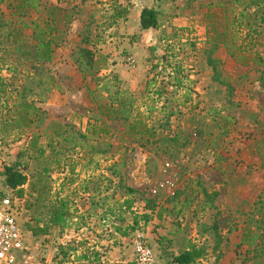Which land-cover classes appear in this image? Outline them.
<instances>
[{
	"label": "rangeland",
	"instance_id": "rangeland-1",
	"mask_svg": "<svg viewBox=\"0 0 264 264\" xmlns=\"http://www.w3.org/2000/svg\"><path fill=\"white\" fill-rule=\"evenodd\" d=\"M166 1L171 13L159 11L160 27L147 31L138 28L137 15L127 29L130 7L115 8L113 0L65 3L72 22L51 64L17 55L9 33L32 32L22 29L26 17L15 9L18 2L0 5V76L9 84L0 97V195L18 197L5 186V167L27 175L26 240L28 225L40 219L43 226L50 206L65 199L77 217L67 229L82 228L81 243L114 237L117 248L134 246V264L140 244L153 250L155 264H175V255L193 247L204 251L195 264H264V0L260 6L254 0ZM50 5L57 0H47L31 18L43 20ZM85 38L99 60V73L88 78L75 62ZM225 42L246 55V65L228 54ZM256 55L262 63L254 62ZM107 82L154 129L151 144L128 136L124 121L99 114L90 92ZM19 103L35 104L40 116ZM127 199L134 204L122 227L133 226L134 216L151 219H139L125 238L114 234L121 222L106 212ZM78 210L91 214L79 217ZM245 236L250 245L242 244ZM56 248L36 247L35 264H62ZM94 254L101 263V252Z\"/></svg>",
	"mask_w": 264,
	"mask_h": 264
},
{
	"label": "trees",
	"instance_id": "trees-1",
	"mask_svg": "<svg viewBox=\"0 0 264 264\" xmlns=\"http://www.w3.org/2000/svg\"><path fill=\"white\" fill-rule=\"evenodd\" d=\"M18 4L15 6V9L19 15L26 17V21H23L22 29L31 30L30 36H25L20 31H11L7 39H14L12 42L15 45V50L17 55L22 56L27 62H32L35 64H51L54 60L55 52L60 48L65 41V37L69 31V25L72 22V13L62 8V6L67 3L70 5L77 0H57V5H50L46 7V15L41 20L40 18L32 19L31 15L33 13L39 14L40 9L43 5L46 4L47 0H15ZM88 1L94 0H81V3H86ZM5 0H0V5L4 4ZM254 5L260 6L259 0H254ZM232 12V10H231ZM233 13V12H232ZM228 14H226L227 16ZM228 17V16H227ZM226 17V18H227ZM160 14L149 8H145L141 13L140 26L143 31L155 30L160 27ZM246 15L241 14L240 19H245ZM234 23V21H233ZM231 23V25L233 24ZM7 25V23H5ZM2 24H0V28ZM229 25L227 26V29ZM90 41L85 38L83 40V47L78 49L75 53V62L84 78L98 74V65L99 60L94 50L88 48ZM29 45L28 49L25 47ZM228 54L235 59L238 63L246 65L248 58L240 49L235 45H230L228 42L224 43ZM240 52V54H239ZM255 63H262L261 58L256 55ZM16 69H9L10 73H16ZM100 79H98L99 81ZM99 87V85H97ZM9 87L8 83H5V80L0 76V97L3 98L6 96V89ZM109 83H105L100 87L99 90L90 92V95L93 98V101L96 103L99 114L106 118L107 121H124L127 123V134L130 137L135 138L137 141L141 142V145L146 147L151 144V140L156 138L155 131L152 127H149L139 115L133 116L132 110L130 107L133 106L131 103L130 106H127L126 100L121 97L122 91L118 90L115 93L117 97H114L111 91ZM103 93L109 94L107 100L104 99ZM113 97V98H112ZM112 98V99H111ZM22 110H25L28 115L31 117L38 116L40 110L35 106V104L29 103H19ZM130 108V110L128 109ZM40 116V115H39ZM39 121L43 123V119ZM60 137V134H57ZM158 141H153L152 145L157 144ZM5 177V186L15 191L18 197L22 200L24 196V187L28 184L29 179L27 175L17 170L15 166L5 167V171L2 174ZM130 194L135 193L134 190H129ZM134 202L132 200H125L123 203L121 201H116L114 208L109 209L106 212V215L112 218H115L117 221L121 222L119 227H115V231L120 234L122 237H127L129 233L135 232L139 226V219L143 220L146 224L150 221L151 217L147 214L141 216L140 218L134 216L133 226H128L127 228L122 227L125 220L122 215L125 212H131ZM149 204V202H148ZM149 209H153L150 208ZM126 210V211H124ZM72 211L70 202L65 199L56 200L51 206L45 219L43 226H40V219H36V225H28V231L33 234V236H47L50 234V230L54 228H60L61 231H64L69 226V222L73 219L74 213ZM217 225L215 224V229ZM243 245H250L246 241V236L242 242ZM63 256L62 262H68L69 253L62 249L61 254L56 256V260L59 256ZM204 255L203 250H198L192 248V250H187L182 252L179 255L174 256L175 264H195V262ZM79 260H87V257H81Z\"/></svg>",
	"mask_w": 264,
	"mask_h": 264
},
{
	"label": "crops",
	"instance_id": "crops-1",
	"mask_svg": "<svg viewBox=\"0 0 264 264\" xmlns=\"http://www.w3.org/2000/svg\"><path fill=\"white\" fill-rule=\"evenodd\" d=\"M172 2L173 0H170L169 3H172ZM113 4H115V8H118V9L120 8L118 7L119 5L130 7L129 14L127 17V19H129V22L128 24L126 23L128 25L127 29L134 25V22H133L134 15H137V24L139 28L140 21H141V13L145 8L153 9L157 12L159 11L161 12L162 10H165L167 13H171L170 7H172L171 5L167 3L166 0H162V3H160V0H113ZM177 23L183 24L184 21L180 20ZM261 55L264 56V51ZM225 62H226V59H225ZM227 62L228 64H230L229 60H227ZM74 204H75L74 208L77 207L78 209H80L77 201H75ZM78 211L79 212L76 214L79 215V217H82V216L84 217V215L91 214L87 212H84L83 214L81 213L80 210ZM74 221L77 223V217L73 219V222ZM113 229H114V234H118L117 232H115V227ZM88 230L90 231V229H87V231ZM54 231L56 232L57 228L50 230V234L48 236H44L43 238H40V239H37L36 237H34L31 232L29 233V237L27 239L28 252L26 253L25 257L29 261L30 264H35L34 259H35V253L37 250L36 247L41 246L42 249L50 248V245L52 244H54L57 247L56 250L60 253L62 249L66 250V249H69L70 247L74 249V252L70 253L69 255V260H67L68 263L65 261L63 262L61 261L62 264H134V258H135L134 246L132 245L130 246V248H126V247L117 248V246L115 245L116 243L115 244L113 243L117 241L114 237H112L105 243L96 245L94 241H92L93 243L92 242L81 243V240H82L81 237L84 231L82 228L80 229L74 228L73 230L66 228L64 232L62 231L61 233L60 231L58 237L51 239L50 235H52ZM139 236L137 238H139ZM45 241L47 242L46 245H42L43 243H45ZM132 242L135 244V248H136L137 246L136 240ZM104 249L107 251L109 249L108 256L104 255L106 254V253H103ZM43 252L46 253L47 251L44 250ZM81 252L87 255L86 261L80 262L79 259L81 256L80 255ZM94 252H97V253L101 252V263L100 261H97L100 255L98 256L97 254L95 256L96 253L94 254ZM74 254H75V257H72V255ZM60 260H61V257L57 259L58 262Z\"/></svg>",
	"mask_w": 264,
	"mask_h": 264
},
{
	"label": "built area",
	"instance_id": "built-area-1",
	"mask_svg": "<svg viewBox=\"0 0 264 264\" xmlns=\"http://www.w3.org/2000/svg\"><path fill=\"white\" fill-rule=\"evenodd\" d=\"M22 200L14 194L0 195V264H30L22 225ZM137 264H155L153 250L140 244Z\"/></svg>",
	"mask_w": 264,
	"mask_h": 264
}]
</instances>
